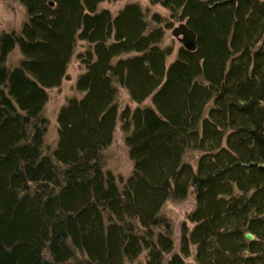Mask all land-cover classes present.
<instances>
[{"label": "trees", "instance_id": "obj_1", "mask_svg": "<svg viewBox=\"0 0 264 264\" xmlns=\"http://www.w3.org/2000/svg\"><path fill=\"white\" fill-rule=\"evenodd\" d=\"M16 1L25 20L0 32V264H264V0H147L167 17L133 0ZM174 22L196 48L167 63ZM74 54L49 144L47 91ZM117 126L125 179L106 167ZM189 194L175 251L161 210Z\"/></svg>", "mask_w": 264, "mask_h": 264}, {"label": "rangeland", "instance_id": "obj_2", "mask_svg": "<svg viewBox=\"0 0 264 264\" xmlns=\"http://www.w3.org/2000/svg\"><path fill=\"white\" fill-rule=\"evenodd\" d=\"M139 2L143 7H148L147 0H133ZM126 1L118 0H104L99 8L109 9L111 12H116L120 9ZM151 12H158L162 16L167 17V12L159 5L149 6ZM25 20V10L16 0H0V32L9 31L11 29H19L20 25ZM181 22H174L172 27L167 29L165 36L162 42V45L165 47H171L172 53L167 57V63H170L174 60L176 52L182 44L179 42L178 38L173 36L172 30L177 27ZM85 44L83 42H78L76 46V51L83 50ZM19 57L18 51L15 48L13 53L10 55V60L15 63ZM82 67L75 58V54L67 68V76L62 81L61 85L58 88L49 89L48 92V101L46 103L44 114L49 121L48 131H47V141L50 143H55L57 139V121L56 116L59 108L65 103V101L74 96L76 93L74 91V82L76 77L81 73ZM118 102L120 108L129 105L134 107L135 104L130 102L125 91L120 90L118 94ZM149 100L147 99L144 104H148ZM106 156V167L110 169L116 176H121L125 179L131 172L132 163L130 162L127 154V148L124 145L122 134L117 126L113 141L111 145L105 151ZM198 153L195 151H189L186 153L185 159L189 162L195 164ZM194 206V198L192 194H189L185 200L180 202L167 201L161 212L170 219L173 226V238L175 241V251L178 249V241L180 235V225L182 222H186V215ZM186 224H188L186 222ZM191 226V225H188ZM192 261L191 258L187 259Z\"/></svg>", "mask_w": 264, "mask_h": 264}, {"label": "water", "instance_id": "obj_3", "mask_svg": "<svg viewBox=\"0 0 264 264\" xmlns=\"http://www.w3.org/2000/svg\"><path fill=\"white\" fill-rule=\"evenodd\" d=\"M53 3L50 2V5ZM173 36L178 38L179 42L182 46L190 51L195 50L196 48V37L195 34L185 25V23L179 24L172 30ZM244 237L248 241H252L254 239L253 234L247 232L244 234Z\"/></svg>", "mask_w": 264, "mask_h": 264}]
</instances>
